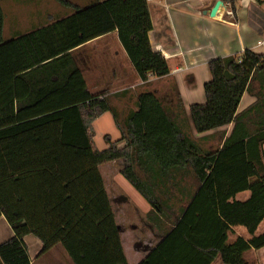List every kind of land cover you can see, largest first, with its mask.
Segmentation results:
<instances>
[{
    "label": "trees",
    "instance_id": "obj_1",
    "mask_svg": "<svg viewBox=\"0 0 264 264\" xmlns=\"http://www.w3.org/2000/svg\"><path fill=\"white\" fill-rule=\"evenodd\" d=\"M1 1L0 218L13 237L0 245V264H31L28 235L41 242L40 254L60 246L72 264H127L98 170L120 159L127 162L120 175L148 203V219L165 235L140 264H211L217 258L249 264L244 253L264 247V233L256 234L264 222V53L246 50L208 62L205 102L189 107L193 129L233 128L219 151H204L189 132L176 87L174 112L142 93L138 110L119 117L110 98L88 93L70 55L116 32L142 82L167 76L164 57L149 43L146 0H89L82 6L54 0L68 11L64 17L7 41ZM219 1L235 19L240 0ZM253 82L260 86L255 103L237 113ZM105 113L113 116L120 139L106 136L109 147L100 151L92 123ZM184 181L187 204L174 218L157 191ZM245 191L248 200H234ZM232 227L244 228L249 238L228 243Z\"/></svg>",
    "mask_w": 264,
    "mask_h": 264
},
{
    "label": "crops",
    "instance_id": "obj_2",
    "mask_svg": "<svg viewBox=\"0 0 264 264\" xmlns=\"http://www.w3.org/2000/svg\"><path fill=\"white\" fill-rule=\"evenodd\" d=\"M215 2L216 0H151L147 3L152 25L148 33L149 43L154 51L161 53L169 69V74L163 78L151 77L146 83L142 82L116 32L71 50L70 55L82 74L88 93L110 98L111 105L117 110L119 117L124 118L128 113L138 110V97L142 93H152L165 108L168 106V109H174L175 98L172 90L176 87L192 138L204 151H219L230 136L233 124L197 134L189 118V107L205 102L203 87L211 78L208 62L217 58L240 56L246 50L263 54L258 42L264 37V1H238L235 19L233 15L229 16L228 13L232 11L225 4L218 8L214 17H210L209 12ZM49 23H41L24 31L10 29L7 32V40ZM259 91V83L253 82L243 94L237 113L254 104ZM244 131L243 129L241 133ZM248 131H254L251 124L248 125ZM240 135L239 133L238 136ZM124 145V142H118L116 147L123 148ZM262 153L264 155V144ZM126 165L127 162L120 159L100 165L98 170L111 205L127 264H140L165 235L148 219L147 214L151 209L148 203L126 180L124 181L129 185L128 188L124 182L118 181L121 176L119 172ZM102 167H105L104 175L100 172ZM223 178L228 179L229 176ZM185 181L181 182L178 188L167 183L157 191L166 214L174 218L180 208L187 204ZM249 197L250 193L245 191L238 193L234 200L245 202ZM163 222L162 226L166 227L167 223ZM263 223L259 225L257 232ZM12 237V230L5 218L1 217L0 245ZM238 237L247 240L249 235L242 227H232L227 241L233 243ZM24 243L31 264H72L60 246L40 254L42 244L37 238L32 235L25 236ZM243 258L249 264H264V247L244 253ZM211 264L221 262L217 258Z\"/></svg>",
    "mask_w": 264,
    "mask_h": 264
},
{
    "label": "rangeland",
    "instance_id": "obj_3",
    "mask_svg": "<svg viewBox=\"0 0 264 264\" xmlns=\"http://www.w3.org/2000/svg\"><path fill=\"white\" fill-rule=\"evenodd\" d=\"M68 1L73 5H85L89 0H81L82 3L80 0ZM1 8L4 15L3 38L6 40L9 39L7 32L10 29L28 30L31 27L41 25V23L51 22L68 12L54 0H2ZM106 136L110 138L111 142H117L120 139V132L110 113H105L92 123V142L97 150L104 151L106 148L108 149L109 143L105 139ZM104 169L105 167L100 168L103 175L105 173ZM124 180L121 176L118 177L119 182H124L125 187H129ZM261 232H264V223L257 233Z\"/></svg>",
    "mask_w": 264,
    "mask_h": 264
},
{
    "label": "water",
    "instance_id": "obj_4",
    "mask_svg": "<svg viewBox=\"0 0 264 264\" xmlns=\"http://www.w3.org/2000/svg\"><path fill=\"white\" fill-rule=\"evenodd\" d=\"M222 5H223V3L221 1L216 0L214 6L212 7V9L209 12V16L210 17H214L216 12H217V10H218V8L221 7Z\"/></svg>",
    "mask_w": 264,
    "mask_h": 264
},
{
    "label": "built area",
    "instance_id": "obj_5",
    "mask_svg": "<svg viewBox=\"0 0 264 264\" xmlns=\"http://www.w3.org/2000/svg\"><path fill=\"white\" fill-rule=\"evenodd\" d=\"M147 1V3H149V2H151V0H146ZM264 1V0H263ZM229 14V16H231L232 17V12H229L228 13ZM258 46L262 49V51H263V53H264V37L258 42Z\"/></svg>",
    "mask_w": 264,
    "mask_h": 264
}]
</instances>
